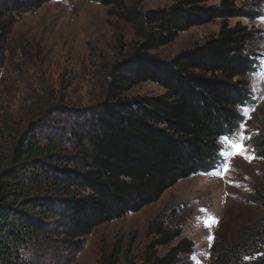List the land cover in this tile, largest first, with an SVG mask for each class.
I'll return each mask as SVG.
<instances>
[{
    "label": "trees",
    "instance_id": "1",
    "mask_svg": "<svg viewBox=\"0 0 264 264\" xmlns=\"http://www.w3.org/2000/svg\"><path fill=\"white\" fill-rule=\"evenodd\" d=\"M50 1L0 0V42L16 19ZM88 1L129 24L137 46L109 68L103 101L82 109L62 101L54 106V113L72 117L65 138L40 137L37 125L11 132L0 124V264H27L15 247L40 236L79 251L96 226L139 212L179 181L210 175L220 141L228 140L225 134L240 115L237 106L250 100L251 34L228 25L245 16L236 0H181L151 10L143 9L144 0ZM213 20H220L219 30L201 45L169 60L149 54ZM147 81L163 93L121 98ZM246 143L264 160V133ZM261 178L264 183V172ZM146 233L168 250L163 256L146 251L141 262L126 264H184L193 252L192 242L158 219ZM214 252L213 264H264V222L220 242ZM116 259V252L102 254L99 263Z\"/></svg>",
    "mask_w": 264,
    "mask_h": 264
},
{
    "label": "rangeland",
    "instance_id": "2",
    "mask_svg": "<svg viewBox=\"0 0 264 264\" xmlns=\"http://www.w3.org/2000/svg\"><path fill=\"white\" fill-rule=\"evenodd\" d=\"M178 1L144 0L142 7L161 9ZM218 2L211 0L207 5ZM236 4L245 16L228 20V25L244 26L251 34V71L259 73L246 78L250 111L243 123L252 138L264 133V0H236ZM219 27L220 20L194 26L149 54L169 60L215 37ZM136 46L129 24L107 17L105 7L88 0H52L19 17L7 40L0 42V124L11 132H26L37 125L40 137L57 134L65 138L72 117L54 113V106L62 101L63 106L82 109L103 101L109 68L130 56ZM162 93L147 81L121 98ZM228 143L221 140L220 146ZM250 154L254 156L250 162L234 155L227 162L232 170L179 181L139 212L96 226L79 251L59 248L42 236L15 249L27 264H100L101 255L111 252H116V264L139 263L146 251L163 256L169 248L154 245L156 238L146 233L150 222L158 219L178 230L179 239L192 242L193 252L184 264H213L220 242L264 222V160L251 149ZM206 220L210 227L205 226Z\"/></svg>",
    "mask_w": 264,
    "mask_h": 264
},
{
    "label": "snow or ice",
    "instance_id": "3",
    "mask_svg": "<svg viewBox=\"0 0 264 264\" xmlns=\"http://www.w3.org/2000/svg\"><path fill=\"white\" fill-rule=\"evenodd\" d=\"M261 20L262 22H264V13L261 14ZM254 74L258 75L259 73L255 72V69L249 71L250 78H254ZM237 110L240 115L237 116L230 131L225 134L226 138L230 140V143H228L226 146H219L217 148V151L215 153L217 162L215 163V165H213L216 170L211 173H208L206 170V174L220 176L222 171L227 172L232 170L228 168L227 162L234 155H239L249 162L254 158V156L250 154L251 145L249 143H246V141L250 140L251 137L246 135L247 130L245 129V125L243 123V120L247 116V113L250 111V108L241 107L240 105H238ZM209 220H211V222H215L214 218H209ZM205 226L210 227V223L208 220L205 221ZM209 239L211 238L209 237Z\"/></svg>",
    "mask_w": 264,
    "mask_h": 264
}]
</instances>
